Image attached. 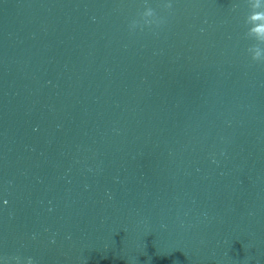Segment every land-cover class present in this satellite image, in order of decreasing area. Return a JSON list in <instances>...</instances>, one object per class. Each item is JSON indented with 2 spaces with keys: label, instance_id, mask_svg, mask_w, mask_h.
Returning a JSON list of instances; mask_svg holds the SVG:
<instances>
[{
  "label": "water",
  "instance_id": "95a60500",
  "mask_svg": "<svg viewBox=\"0 0 264 264\" xmlns=\"http://www.w3.org/2000/svg\"><path fill=\"white\" fill-rule=\"evenodd\" d=\"M0 264H264V0H0Z\"/></svg>",
  "mask_w": 264,
  "mask_h": 264
}]
</instances>
